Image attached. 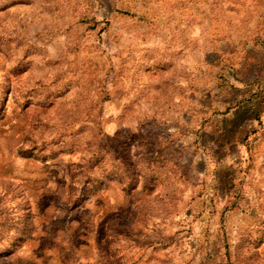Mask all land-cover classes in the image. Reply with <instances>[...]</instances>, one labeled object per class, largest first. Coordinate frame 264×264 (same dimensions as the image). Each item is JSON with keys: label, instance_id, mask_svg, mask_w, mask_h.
<instances>
[{"label": "rangeland", "instance_id": "obj_1", "mask_svg": "<svg viewBox=\"0 0 264 264\" xmlns=\"http://www.w3.org/2000/svg\"><path fill=\"white\" fill-rule=\"evenodd\" d=\"M0 264H264V0H0Z\"/></svg>", "mask_w": 264, "mask_h": 264}]
</instances>
